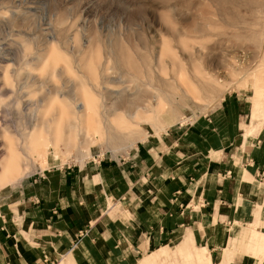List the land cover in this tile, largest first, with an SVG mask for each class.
<instances>
[{
	"label": "rangeland",
	"instance_id": "rangeland-1",
	"mask_svg": "<svg viewBox=\"0 0 264 264\" xmlns=\"http://www.w3.org/2000/svg\"><path fill=\"white\" fill-rule=\"evenodd\" d=\"M229 95L246 126L263 123L250 102L264 109V0H0V204L56 168L118 163ZM261 211V227L233 225L212 264H264ZM176 244L140 264H192Z\"/></svg>",
	"mask_w": 264,
	"mask_h": 264
},
{
	"label": "crops",
	"instance_id": "crops-1",
	"mask_svg": "<svg viewBox=\"0 0 264 264\" xmlns=\"http://www.w3.org/2000/svg\"><path fill=\"white\" fill-rule=\"evenodd\" d=\"M243 106L229 95L194 125H170L118 163L56 168L20 186L0 204V264H52L55 255L140 264L173 241L182 260L212 264L234 224L262 226L254 214L264 212V121L246 126Z\"/></svg>",
	"mask_w": 264,
	"mask_h": 264
},
{
	"label": "bare ground",
	"instance_id": "bare-ground-1",
	"mask_svg": "<svg viewBox=\"0 0 264 264\" xmlns=\"http://www.w3.org/2000/svg\"><path fill=\"white\" fill-rule=\"evenodd\" d=\"M75 110H76V112L74 113V115H75V119H77L78 117H81L83 114H84V112L86 111V107H85V105L84 104H81V106L79 107H77V108H75ZM95 140H96V138H95ZM42 153V152H41ZM40 153V154H41ZM39 154V155H40ZM44 154V153H43ZM26 162V161H25ZM17 169L16 170H20L21 169V167L22 166H25V167H27V164L26 163H20V161H19V163H18V161H17ZM25 169H22V171H24ZM23 175H25L24 173L23 174H21L20 176H18V177H14L13 179H12V183H14V182H17V181H19L22 177H23Z\"/></svg>",
	"mask_w": 264,
	"mask_h": 264
}]
</instances>
